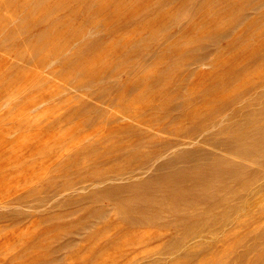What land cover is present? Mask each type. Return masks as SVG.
I'll list each match as a JSON object with an SVG mask.
<instances>
[{
	"label": "rangeland",
	"instance_id": "374dc122",
	"mask_svg": "<svg viewBox=\"0 0 264 264\" xmlns=\"http://www.w3.org/2000/svg\"><path fill=\"white\" fill-rule=\"evenodd\" d=\"M0 10V264H129L166 241L194 252L192 264H258L264 193L248 186L264 188L252 177L264 164L189 137L214 127L205 142H227L240 121L244 134L264 130V0H0ZM185 149L206 158L181 160ZM219 157L217 180L206 163ZM166 160L198 193L186 208L173 206L185 192L166 202L159 187L157 217L98 196L126 176L150 180ZM218 192L226 206L210 212L202 201Z\"/></svg>",
	"mask_w": 264,
	"mask_h": 264
},
{
	"label": "bare ground",
	"instance_id": "6f19581e",
	"mask_svg": "<svg viewBox=\"0 0 264 264\" xmlns=\"http://www.w3.org/2000/svg\"><path fill=\"white\" fill-rule=\"evenodd\" d=\"M6 3V2H5ZM8 4V3H7ZM4 5V4H3ZM12 5V4H11ZM5 6V5H4ZM20 7V6H19ZM31 7V6H30ZM34 7V6H33ZM36 7V6H35ZM58 7V6H57ZM2 9V8H1ZM7 9V8H6ZM54 9V8H53ZM8 10V9H7ZM6 10V11H7ZM12 10V9H11ZM10 10V11H11ZM15 10V9H14ZM1 11V10H0ZM6 11H4V12H6ZM9 11V10H8ZM16 11V10H15ZM3 12V11H2ZM2 12H0V13H2ZM21 12V11H20ZM7 13V12H6ZM3 14V13H2ZM9 14V13H8ZM4 15V14H3ZM6 16H7V14H6ZM10 16H11V14H10ZM30 16V15H29ZM45 16H46V14H45ZM11 18V17H10ZM17 18V17H16ZM31 18V17H30ZM36 18V17H35ZM13 19V18H12ZM28 19V18H27ZM18 20V19H17ZM38 20V19H37ZM36 20V21H37ZM2 21V20H1ZM20 21V20H19ZM18 21V22H19ZM18 22L16 23V24H18ZM54 22V21H53ZM15 23V22H14ZM13 23V24H14ZM11 24V23H10ZM52 24V23H51ZM12 25V24H11ZM53 25V24H52ZM3 26V25H2ZM51 26V25H50ZM6 27V26H5ZM4 27V28H5ZM9 27V26H8ZM13 27V26H12ZM16 27V26H15ZM4 28H1V29H4ZM7 28V27H6ZM5 28V29H6ZM14 28V27H13ZM52 28V27H51ZM55 28V27H54ZM11 28H9L8 30H10ZM17 29V28H16ZM5 31V30H4ZM11 31V30H10ZM16 31V30H15ZM6 32H7V29H6ZM8 33V32H7ZM6 33V34H7ZM11 33H13V34H15L14 32H11ZM42 33V32H41ZM213 34H214V32H213ZM1 35V34H0ZM8 35V34H7ZM40 36H42V38L43 37H45V36H43L42 34H40ZM39 36V37H40ZM62 36V35H61ZM64 37V36H63ZM219 38L217 37V36H215V38H214V41H217ZM42 42H43V39H42ZM44 45H45V43H44ZM48 54V53H47ZM49 56V55H48ZM47 56V57H48ZM46 57V58H47ZM45 58V57H44ZM49 58V57H48ZM47 62V61H46ZM54 80V79H53ZM54 81H56V80H54ZM253 101V100H252ZM258 103H260V102H258ZM255 104H257L256 102H255ZM249 106V105H248ZM259 106V116H261V118L262 119H264V104H262L261 105V103L258 105ZM174 109V108H173ZM180 109V108H179ZM171 110V109H170ZM177 115V114H176ZM236 116V115H235ZM242 116V115H241ZM255 118V117H254ZM176 119V118H175ZM235 119H236V117H235ZM238 119H239V117H238ZM237 119V120H238ZM198 120V119H197ZM200 120V119H199ZM234 120V119H233ZM236 120V121H237ZM260 120V119H259ZM232 121V120H231ZM243 121V120H242ZM233 122V121H232ZM233 123H235L233 126H232V129H233V131L231 132V135L233 134V138L231 139V140H229V141H227V142H222L221 140H217L216 142H205V141H209V140H207V137L206 136H208V135H210V137H212L213 138V136H218L219 134H220V132L221 131H218L216 128H214L213 127V130H211V132H208V131H205V130H203V131H201V132H199V135L198 136H196V137H189L190 139H192V141L193 142H198V143H207V144H210V145H212L213 147H216V148H218L219 150H225L226 152H228V155H230V156H232V157H234V158H238V159H240V160H242V161H244L245 163H249V164H254V165H256V166H259V167H262V164H264V161H262V160H264V130H261L260 129V131H256V130H253V131H255V132H252L251 130V132L250 133H242V130L243 129H245V123H243V122H233ZM248 123H250V122H248ZM261 123V122H260ZM204 124V123H203ZM247 124V123H246ZM251 124V123H250ZM257 124V123H256ZM225 125H227V127H228V122H226V124ZM253 125V124H252ZM255 125V124H254ZM256 126V125H255ZM204 127V126H203ZM248 127V126H247ZM212 128V127H211ZM229 128H231V127H229ZM201 129H204V128H201ZM200 129V130H201ZM209 129V128H208ZM241 133H242V135H241ZM212 134V135H211ZM208 138H209V136H208ZM231 138V137H230ZM213 140V139H212ZM224 141V140H223ZM178 143V142H177ZM182 143V142H181ZM178 146H179V143L177 144ZM176 145V147H178ZM182 146H184V144L182 145ZM175 147V146H174ZM173 147V148H174ZM176 147H175V149H176ZM172 148V147H171ZM169 150V149H168ZM183 150H184V148H183ZM182 150V151H183ZM187 150H189V149H187ZM181 151V153H179V154H182V157H180V156H178V157H180V159L181 158H185V161L187 160L186 159V157L189 159L190 157H199V156H201L200 158L202 159V157L204 156L203 155V152H200V151H188V152H186V149H185V152L183 151L182 152ZM167 152V151H166ZM172 152V151H171ZM203 155V156H202ZM192 157V158H193ZM204 159L206 158V156H204L203 157ZM159 159L160 158H158V161H159ZM203 159V162L205 161ZM154 160V159H153ZM161 160V159H160ZM172 160V159H171ZM182 160V159H181ZM190 160V159H189ZM188 160V161H189ZM200 160V159H199ZM208 160V159H207ZM198 161V160H197ZM197 161H193L194 162V165H195V163L197 162ZM209 162H210V160H208ZM214 161H216L215 163L212 161V163H206L207 164V168L206 167H203V169H202V172H203V170L206 168L207 170H211L210 172L212 173V174H210V175H212V176H214V178H216L217 180H219V178H221V176L222 177H224V174L222 173L221 175H220V173H221V171L223 172V168H222V165L223 164H225V162H224V158H222V157H219V158H217V159H215ZM171 163H172V161H171ZM214 163V164H213ZM174 163H172V165H173ZM197 165H198V163H196ZM158 165V164H157ZM168 165H171L170 164V162L168 161V160H166V161H164V162H162L161 163V165L159 166V167H156L157 169H158V171L156 172V174H155V176H153L150 180H146V181H144L143 183H138L137 181L136 182H131V180L129 179V176H126L128 179L127 180H123V182L122 183H120V182H116L117 183V185L116 184H113L112 183V186H111V188L110 189H108V190H103L102 192H101V195L99 194L98 196L100 197H103L102 195H104V196H107L108 198H112V200L114 199L115 201H117L118 203L116 204V202L114 203L113 202V204H115L116 205V207L117 208H119L120 206H121V208H119V209H121L122 210V208H123V206L127 209V211L128 210H130L133 214L134 213H136L137 215L138 214H141V216L144 214L145 215V213H149V214H146V215H151V216H153V215H155L154 213H156V215H157V213H162L163 214V212H164V209H163V207L162 206H159L158 205V203L160 204V203H162L161 201H162V199H161V196H162V198H164L165 200L166 199H169V197L171 196V195H173L174 193H177V192H180V191H182V192H185V196H189V198L190 199H178V200H176V201H174V207H175V210H180V209H183V208H186V203L187 204H189V205H191L192 203H194L193 201L195 200L193 197L195 196V195H197L196 194V190H195V188H190L189 186L188 187H186L185 188V186H187V185H184L183 183L186 181L185 179V181H182L183 179L182 178H179L178 179V177H183V178H185L186 177V172L184 171V172H182V171H174L173 170V172H171V174L169 175V174H167L169 171H167V173L165 172V170L164 169H168L169 168V166ZM190 165H193V164H191L190 163ZM197 165H195V167L197 166ZM205 164H203V166H204ZM167 166V167H166ZM166 167V168H165ZM174 167V166H173ZM164 168V169H163ZM190 168H194L193 166L192 167H190ZM198 169H199V167H197ZM200 168H202V167H200ZM156 169V170H157ZM163 169V170H162ZM170 169V168H169ZM196 171V173H197V169H195ZM206 170V171H207ZM143 171V170H142ZM164 171V172H163ZM199 171V170H198ZM261 171V170H260ZM131 172V171H130ZM133 172V171H132ZM131 172V175L133 176V173ZM143 172H145V171H143ZM142 172V173H143ZM161 172H163V173H166L167 174V176H166V174H163V173H161ZM200 172V171H199ZM204 172H205V170H204ZM209 171H208V173H210ZM128 173H129V171H128ZM206 173V172H205ZM145 174H146V172H145ZM200 174V173H199ZM197 175H198V173H197ZM202 175H203V173H202ZM201 175V176H202ZM126 177H124V179H126ZM252 177L253 178H259L260 180H262V178H264V173H262V172H255V173H253V175H252ZM187 178V177H186ZM189 178V177H188ZM111 180H112V178H110ZM122 179H123V177H122ZM191 179V178H190ZM222 179V178H221ZM111 180H110V182H111ZM179 180H181V181H179ZM114 181H116V180H114ZM119 181V180H118ZM122 181V180H121ZM128 181H130V182H128ZM120 183V184H119ZM156 187H159V188H161V190H162V195L161 196H156V194L157 193H155L156 192V190H155V188ZM191 187H193V186H191ZM248 188L249 189H251V190H253V191H255L256 192V194H262V193H264V188H262L261 186H260V181H259V185L258 184H256V181L255 182H253V183H250L249 184V186H248ZM155 190V191H154ZM159 190H157V192H158ZM200 192V191H199ZM155 193V194H154ZM188 194V195H187ZM206 194H208V193H206ZM158 195V194H157ZM203 195H205V193L203 194ZM97 196V197H98ZM202 196V195H201ZM97 197H94V199L95 198H97ZM205 197V199L202 201V203H203V206H208L209 207V209H208V211L210 210V212H213V211H215L217 208H220L221 209V206L222 207H225L226 206V202H224V199H222V197H221V195L219 194V192L217 193V194H212L211 196H209V194L207 195V196H204ZM203 197V198H204ZM119 198H121L120 200H118ZM202 198V199H203ZM93 199V198H92ZM93 199V200H94ZM102 199V198H101ZM105 199H107V198H105ZM163 199V202H165V200ZM175 199V198H174ZM197 199V198H196ZM198 200H200V199H197V201L196 202H200V201H198ZM89 201H91V200H89ZM88 201V202H89ZM168 201H170V200H168ZM166 202H167V200H166ZM171 202V201H170ZM169 202V203H170ZM248 201H244V203H247ZM227 203H228V201H227ZM120 204V205H119ZM166 204V206H167V203H165ZM165 204H164V207H165ZM196 204V203H195ZM162 205V204H161ZM194 205V204H193ZM192 205V206H193ZM200 205V203L197 205V206H199ZM228 205V204H227ZM230 205V204H229ZM196 206V207H197ZM195 207V208H196ZM201 207H202V204H201ZM207 207V208H208ZM116 208V209H117ZM124 208V210H126ZM168 208V207H167ZM190 209V208H189ZM199 209V208H198ZM228 209H229V211L230 212H233V211H237L239 208L237 207V206H234V205H231V206H229L228 207ZM124 210H123V212H124ZM167 210V212H169L168 211V209H166ZM174 210V211H175ZM195 210V209H194ZM200 210V209H199ZM205 210V209H204ZM98 212V211H97ZM152 212V213H151ZM206 212V211H205ZM93 213V212H92ZM96 213V212H95ZM151 213V214H150ZM208 213V212H207ZM129 214H131V213H129ZM135 215V214H134ZM143 215V216H144ZM155 215V217H157ZM159 215V214H158ZM161 215V214H160ZM165 215H167V213H165ZM165 215H161V216H165ZM206 215V214H205ZM139 216V215H138ZM138 216H136V218L134 219V223L137 225H139V224H141L140 222H142L143 220H139L138 218ZM151 216H147L148 218L149 217H151ZM134 217V216H133ZM138 217V218H137ZM155 217H153V218H155ZM160 219H161V217L160 216H158ZM204 217H208V216H204ZM212 217V216H211ZM143 218H145V217H143ZM152 218V219H153ZM159 218H158V221H160L159 220ZM166 219H167V217H165ZM213 218V217H212ZM142 219V218H141ZM147 219V218H146ZM149 219H151V218H149ZM149 219H147V221L148 222H151L152 221V219L151 220H149ZM181 219V221L183 220L182 218H180ZM179 219V220H180ZM208 219V218H207ZM155 220V219H154ZM154 220H153V222H154ZM157 220V219H156ZM156 220H155V222H156ZM176 220V219H175ZM146 221V222H147ZM190 221V220H189ZM199 221V220H198ZM132 222V221H131ZM154 222V223H155ZM161 223H163L162 221H160ZM133 223V224H134ZM144 223V222H143ZM206 223V222H205ZM132 224V223H131ZM156 224H158V223H156ZM165 224V223H164ZM163 224V225H164ZM150 225H153V224H151L150 223ZM155 225V224H154ZM159 225V224H158ZM158 225H156V227H161L162 228V226H158ZM166 226V225H165ZM189 227V226H188ZM164 228V227H163ZM185 228V227H184ZM191 231H193V230H188V229H185V231L184 232H178V231H176L177 233H179V234H181V236H182V238H180V240H182V243H186V245L187 244H190V243H188L189 242V240L188 239H190L191 237H192V232ZM212 231V230H211ZM175 232V233H176ZM212 232H214V231H212ZM201 232H200V230L196 233V235L195 236H197L198 234H200ZM208 234H210V235H213L212 233H210V232H207V235ZM214 234H215V232H214ZM219 234V233H218ZM221 235V234H220ZM219 235V236H220ZM194 236V235H193ZM194 236V237H195ZM218 236V237H219ZM214 237H216V236H214ZM198 238V237H197ZM203 240H204V238H203ZM208 240V239H207ZM248 242H250V241H248ZM152 244V243H151ZM151 244H148L149 246H147L146 244H144L145 246H147L146 248H144L141 252L143 253H141L142 254V256H141V258H139V255H136V256H138V260H134V261H132V263L131 264H140V263H147V264H149V262H151V261H153V260H155V259H161V260H166L168 257L170 258L171 257V259H172V261H173V263L172 264H192V263H190L192 260H193V258H194V255L196 256V254L194 253V252H191V251H189V252H185L184 253V251H182L183 252V254L182 255H179L180 253H181V250L182 249H184L182 246H181V243H178V241H175V243L174 244H172L171 245V247L168 249L167 248V246H168V244H169V242H160V243H158V244H153V245H151ZM196 244V243H195ZM247 244V243H246ZM190 245H192V244H190ZM250 245H252V243L250 244ZM188 246V245H187ZM260 246L261 245H254V247H252V246H250V248H252V249H254V252H255V250L257 251V257L259 258V261H258V264H264V257H262L261 255H259V250H260ZM180 247H182L181 249H180ZM193 247V246H192ZM249 247L247 248L248 250L250 249ZM261 248H264V247H261ZM246 249V248H245ZM246 249V250H247ZM251 249V250H252ZM194 250V249H193ZM192 250V251H193ZM198 250V249H197ZM196 250V251H197ZM250 251V250H249ZM253 251V250H252ZM194 253V254H193ZM253 253V252H252ZM206 254H207V252H206ZM254 254V253H253ZM197 257V256H196ZM202 257V256H201ZM134 258V257H133ZM14 258H12V260H13ZM131 259V258H130ZM194 259H198V258H194ZM19 260V259H18ZM133 260V259H132ZM131 261V260H130ZM234 261H238V264H240V261H241V257L240 256H236L235 257V260ZM127 262H128V260H127ZM171 262V260L169 261V263L168 264H171L170 263ZM129 263V264H130ZM230 263H231V261H230ZM50 264V263H49ZM124 264H126V262L124 263ZM225 264H228V263H226L225 262ZM232 264V263H231Z\"/></svg>",
	"mask_w": 264,
	"mask_h": 264
}]
</instances>
